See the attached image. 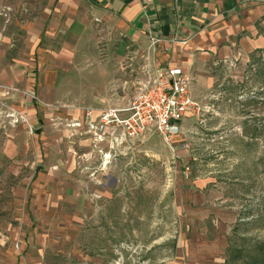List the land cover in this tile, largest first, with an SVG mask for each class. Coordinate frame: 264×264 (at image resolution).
<instances>
[{"label": "rangeland", "instance_id": "374dc122", "mask_svg": "<svg viewBox=\"0 0 264 264\" xmlns=\"http://www.w3.org/2000/svg\"><path fill=\"white\" fill-rule=\"evenodd\" d=\"M12 31L15 56L21 38L17 27ZM210 77L195 98L200 113L185 117L169 143L153 130L111 147L79 130L76 115L52 114L48 122L70 129L75 159V176L66 180L74 194L61 197L75 207L55 217L27 202L43 133L29 124L25 106L6 98L20 89L0 84V138L8 142L21 123L31 135L15 162L7 155L11 150L4 156L9 221L22 228L35 222L39 229L42 220L62 219L71 241L47 253L53 264H264V51L218 63ZM20 92L38 100L33 91ZM40 232L54 233L44 227Z\"/></svg>", "mask_w": 264, "mask_h": 264}, {"label": "crops", "instance_id": "0c3cea01", "mask_svg": "<svg viewBox=\"0 0 264 264\" xmlns=\"http://www.w3.org/2000/svg\"><path fill=\"white\" fill-rule=\"evenodd\" d=\"M16 27L21 49L11 56ZM153 34L161 40L151 47ZM258 51H264V0H0V84L37 95L33 101L17 91L6 98L25 106L45 143L41 163L35 162L29 207L42 206L54 217L75 207L71 198H61L74 194L66 184L75 176L73 138L66 126L48 122L52 114L76 115L75 125L91 134L85 109L126 105L147 65L182 68L195 99L212 83L210 68ZM0 97L5 98L1 89ZM40 100L62 106L46 107ZM28 128L18 124L8 142L0 138V264H53L47 253L71 241L62 219L42 220L36 229L35 222L22 228L7 218L4 156L6 150L11 158L25 150ZM109 138L108 132V143ZM42 227L56 232L42 235Z\"/></svg>", "mask_w": 264, "mask_h": 264}, {"label": "built area", "instance_id": "2783aa9c", "mask_svg": "<svg viewBox=\"0 0 264 264\" xmlns=\"http://www.w3.org/2000/svg\"><path fill=\"white\" fill-rule=\"evenodd\" d=\"M160 40L153 34L151 47ZM190 86L191 78L180 67L147 65L144 80L126 105L85 109L89 131L99 142H104L109 132L111 147L136 142L153 130L172 142L181 133L183 119L202 109Z\"/></svg>", "mask_w": 264, "mask_h": 264}]
</instances>
